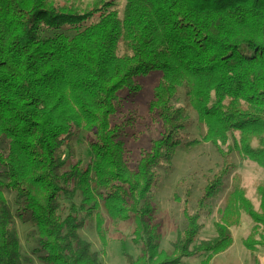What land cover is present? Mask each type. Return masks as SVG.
Returning <instances> with one entry per match:
<instances>
[{"label": "trees", "instance_id": "obj_1", "mask_svg": "<svg viewBox=\"0 0 264 264\" xmlns=\"http://www.w3.org/2000/svg\"><path fill=\"white\" fill-rule=\"evenodd\" d=\"M123 1L120 16L115 0H0V138L8 141L0 154L7 178L0 183V264H33L11 236L14 214L3 190L14 195L17 216L36 229L43 264H101L79 233L76 206L64 217L59 212L60 199L77 192L81 211L101 208L114 222L132 223L141 251L134 260L125 256L129 264H181L200 255L207 264L232 245L230 228L243 214L254 224L244 247H264V185L257 187V211L240 176L231 175L232 163L208 181L197 212H184L171 254L159 248L161 224L150 201L160 184L154 170H171L190 125L172 105L180 88L205 128L204 142L220 150L236 132L237 152L264 170V0ZM65 28L74 34L43 33ZM154 73L160 78L148 109L161 133L131 169L123 141L131 119L113 117ZM78 130L86 133L89 166L69 157ZM227 188L215 237L193 247L201 218L211 216ZM101 225L98 217L104 242Z\"/></svg>", "mask_w": 264, "mask_h": 264}, {"label": "rangeland", "instance_id": "obj_2", "mask_svg": "<svg viewBox=\"0 0 264 264\" xmlns=\"http://www.w3.org/2000/svg\"><path fill=\"white\" fill-rule=\"evenodd\" d=\"M115 1L117 3L116 9L122 16L125 2L123 0ZM43 33L46 36L57 33H63L67 36L74 34L71 28L44 31ZM241 50L246 55L251 54V51L244 46L241 47ZM119 55H121V51H119ZM159 78L160 74L154 73L141 79L140 82L143 86L141 92L134 100L123 101L121 111L113 117L116 122L131 119L130 126L126 129L123 137L126 160L131 169L135 167L143 152L149 149L151 142L158 138L161 133L160 123L150 114L148 109L153 88L157 85ZM185 92L184 88L178 89L172 105L183 110L190 125L182 133V146L177 148L175 152L170 164L171 170L168 171L166 166H160L154 170L160 184L150 196V201L156 208L155 220L161 224L159 248L169 254L172 253V243L186 225L184 212L187 211L190 214L197 212V201L202 196L206 184L226 163L235 165V171L231 175L238 174L240 176L241 187L245 191V196L257 211L259 209L257 187L264 185V170L255 163L245 160L235 149L238 133H230L227 143L220 145V150L212 144L204 142L205 128L198 122L196 114L189 107ZM7 147L8 141L0 138L1 155L7 153ZM70 152L69 157L74 163H79L80 167L91 164L92 157L88 148L86 133L83 130L77 131ZM6 182L5 169L0 166V183ZM229 185L230 181L227 187ZM228 191L229 188L222 190L213 201L211 216L201 218L202 228L193 242V247L215 237L214 224L220 220V210L224 207L225 195ZM3 193L14 214L11 236L17 239L21 253L31 257L33 264H43L35 253L38 241L36 229L32 227L28 219L17 216L18 206L15 203L14 195L7 190H3ZM81 201L79 192L73 198L62 197L59 212L64 217L71 204L76 206L78 216L83 222L79 233L90 244L91 249L99 253L101 264H129L125 256L134 260L140 254L141 244L134 245L133 243L132 223L114 222L101 208L89 215L80 210ZM98 217L102 220L101 228L105 233L104 242L97 234ZM253 227L252 221L244 214L241 215L240 224L230 228L233 238V247L230 252L213 255L207 264H260L258 259L263 255H257L251 251L249 254L243 246V241L251 234ZM206 257L207 255H200L197 259L191 258L185 261L190 262L186 264H204L207 260Z\"/></svg>", "mask_w": 264, "mask_h": 264}, {"label": "crops", "instance_id": "obj_3", "mask_svg": "<svg viewBox=\"0 0 264 264\" xmlns=\"http://www.w3.org/2000/svg\"><path fill=\"white\" fill-rule=\"evenodd\" d=\"M247 238V237H246ZM244 246V245H243ZM233 247V244L231 245V247L228 249V250H226L225 252H222L221 254H228V252H230V250H231V248ZM246 250H248V249H246ZM250 251L251 250H248V252H249V254H250ZM251 252H254L255 254H257V255H263L260 259H258L259 260V263L260 264H264V247H256L253 251H251ZM243 253V252H242ZM244 255H245V253H243ZM219 255V254H218ZM215 256V255H214ZM245 256H247V255H245ZM194 258H198V257H194ZM186 259H191V258H186ZM186 259H184L183 261H182V263L181 264H186V263H190V262H187V261H185Z\"/></svg>", "mask_w": 264, "mask_h": 264}]
</instances>
